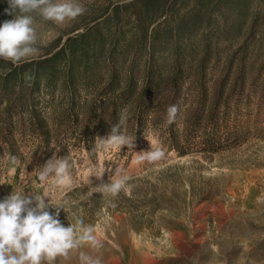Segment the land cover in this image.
<instances>
[{"label": "rangeland", "instance_id": "rangeland-1", "mask_svg": "<svg viewBox=\"0 0 264 264\" xmlns=\"http://www.w3.org/2000/svg\"><path fill=\"white\" fill-rule=\"evenodd\" d=\"M133 1L78 0L87 12L63 24L32 13L38 52L20 63L44 57L59 39L101 23L106 18L94 20L113 6ZM13 18L0 11V24ZM260 24L255 35L249 37L247 25L242 37L224 41L219 63L208 71L219 80L232 56L239 57V48L248 42L246 94L251 97L242 101L229 129L222 131L231 139L219 153L205 154L196 145L192 154L180 157L149 131L133 150L98 149L93 160L79 138L63 136L62 145L40 148V140L18 129L13 144L19 163L12 166L3 158L10 155L2 141L0 117V199L14 188L45 194L50 207H63L59 219L65 227L77 217L93 226L101 247L85 245L82 250L101 256L103 264H264V19ZM150 142L164 155L140 161L136 153L150 151ZM53 154L69 158L70 185L39 181L40 167ZM117 167L129 177L122 190L115 196L98 191L101 181L96 174L103 172L107 183ZM55 264H80L79 250Z\"/></svg>", "mask_w": 264, "mask_h": 264}, {"label": "trees", "instance_id": "trees-1", "mask_svg": "<svg viewBox=\"0 0 264 264\" xmlns=\"http://www.w3.org/2000/svg\"><path fill=\"white\" fill-rule=\"evenodd\" d=\"M7 7L0 0V11ZM104 18L59 39L40 59H0L2 141L10 157L18 155L13 140L22 129L41 141L40 148L62 145L63 136L79 138L96 160L97 136L110 132L122 109V131L136 143L150 131L180 157L196 145L205 154L223 150L231 136L222 131L251 97L248 42L219 80L208 71L219 63L224 41L242 37L247 25L249 37L256 34L264 0H135L113 6L94 23ZM174 104L179 112L169 124L167 108Z\"/></svg>", "mask_w": 264, "mask_h": 264}, {"label": "clouds", "instance_id": "clouds-1", "mask_svg": "<svg viewBox=\"0 0 264 264\" xmlns=\"http://www.w3.org/2000/svg\"><path fill=\"white\" fill-rule=\"evenodd\" d=\"M7 4L5 14L14 18L0 24V59L13 64H19L38 52L35 47L37 35L32 13L44 20L63 24L87 12L86 7L78 0H7ZM178 112V104L170 105L167 108V123H174ZM126 123L127 110L122 109L110 132L104 138L97 136L96 148L107 151L127 146L133 150L136 138L122 131ZM163 155V151L155 148L152 143L150 151L136 153L140 161L149 162L156 161ZM3 158L12 166L19 163L15 156L4 154ZM40 168L38 178L41 183L51 179L58 187L71 184V164L68 157L53 154ZM103 175V172L96 174L101 181L97 189L113 196L122 190L129 179L127 175L121 174L119 167L115 169L114 175L109 176L107 183L103 182ZM50 209H55V212ZM61 209L63 207H50L45 194H26L16 188L0 199V264H55L58 258L67 261L70 254L78 250L80 264H103L101 256H92L82 250L85 245L93 249L101 247L94 235L93 226H86L83 219L77 217L74 223L65 227L59 219Z\"/></svg>", "mask_w": 264, "mask_h": 264}]
</instances>
